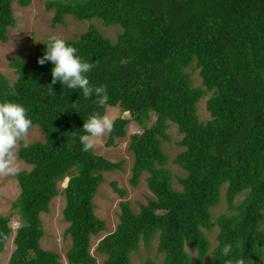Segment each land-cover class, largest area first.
<instances>
[{
	"label": "trees",
	"instance_id": "obj_1",
	"mask_svg": "<svg viewBox=\"0 0 264 264\" xmlns=\"http://www.w3.org/2000/svg\"><path fill=\"white\" fill-rule=\"evenodd\" d=\"M30 1L18 4L27 7ZM12 2L0 0V43L15 24ZM46 5L54 10L53 26L71 16L120 28L112 41L91 24L67 43L85 61L99 62L87 74L90 83L106 86L109 107L129 113L142 130L129 137V183L137 187L146 174L152 198L137 213L128 201L119 203L114 232L95 250L105 257L101 264H132L140 243L148 246L152 240L163 256L160 264H227L239 258L263 263L264 0H56ZM43 42L32 57L9 63L14 81L0 74V102L23 105L44 136L43 142L18 149L19 160L31 169L15 175L19 195L13 208L22 225L7 264H61L57 253L40 245V215L59 195L65 198L64 236L71 241L68 264H97L91 239L105 232L106 224L95 215L94 197L103 174L121 170L123 161L82 150L78 137L84 119L103 110L94 96L85 99L79 90L52 84L54 65L38 63L46 50ZM189 68L199 70L198 87L192 86ZM205 96L209 119L202 122L197 104ZM113 122L107 147L126 136L129 119ZM170 125L177 128L183 149L171 161L162 149ZM169 162L184 173L177 178L180 190L173 186ZM66 178L60 191L58 184ZM110 186L120 198L127 195L115 182ZM222 190L229 214L214 219L211 210ZM9 223L0 215V261L12 233ZM214 228L212 248L205 231ZM225 244L232 245L228 257L221 253ZM142 264L157 263L146 259Z\"/></svg>",
	"mask_w": 264,
	"mask_h": 264
},
{
	"label": "rangeland",
	"instance_id": "obj_2",
	"mask_svg": "<svg viewBox=\"0 0 264 264\" xmlns=\"http://www.w3.org/2000/svg\"><path fill=\"white\" fill-rule=\"evenodd\" d=\"M53 1L56 0H31L27 7H21L18 4V0H13L12 9L15 24L8 29L7 41L5 43H0V74L6 76L9 80L14 81L16 78L13 70L9 68V63L15 58L27 59L32 57L36 45L47 40L50 35H59L66 41L72 40L86 32L91 24L95 25L103 36L112 41H114L117 34L120 33V28L117 26L104 27L98 20H92L91 22L77 21L71 16L65 17L63 25L57 24L53 26L52 20L54 17V10H47L46 5L47 2ZM35 40L41 42H36ZM186 72L191 76L192 86L198 87L201 83L199 70L189 68ZM208 97L209 96L203 97L197 104V115L202 122L209 119V114L206 112L205 108ZM108 112L113 121L121 117L129 119V123L126 127V136L122 139H118L115 147L106 146L108 136V134H106L98 141L93 149L96 155L111 162L116 163L123 161L121 170L103 174L104 181L94 197L95 215L106 224V231L91 239L90 253L96 259L97 264H101L105 257L95 251L96 247L106 235L114 232L119 222V203L128 201L131 209L137 213L139 211V206L146 205L147 199L152 198V194L149 192L146 185V174L140 178V183L137 187L134 188L129 183L133 161L132 154L127 150L129 137L133 134L141 133V128L131 119L129 113H122L118 107H108ZM167 134L169 135V140L163 141L162 149L171 161L178 153L182 152L183 149L177 145L181 136L178 134L177 128L174 125H170ZM28 139L29 143L43 142L44 136L37 126H33L30 130ZM19 166L20 171H29L31 169L29 165L20 160ZM167 167L172 173L174 188L180 190L177 178L183 177V171L171 162L168 163ZM112 182H115L119 188L126 191L127 195L125 198H120L113 191L110 186ZM67 183V178L60 182L58 184L59 190H63L67 186ZM223 192L224 190H222L218 206L211 210L214 219L220 215L229 214L224 201ZM18 195L19 187L15 176H0V215L9 218V225L12 229L0 264L8 263L9 257L14 249L13 239L16 229L22 225L17 209L13 208V204L17 200ZM241 199L242 197H238L236 201H240ZM64 206L65 198L59 195L51 201L49 212L41 213L40 218L44 234L40 241V245L46 251L57 253L60 256L61 264H68L66 252L70 248L71 241L69 237L64 236L65 230L68 227V224L63 221ZM217 231V228L209 232L205 231L212 248L216 245L215 239ZM187 251L189 252V250ZM146 259H151L157 264L161 263L163 256L157 253V240H152L148 246L141 242L139 250L131 255L132 264H142ZM261 264H264V262Z\"/></svg>",
	"mask_w": 264,
	"mask_h": 264
},
{
	"label": "clouds",
	"instance_id": "obj_3",
	"mask_svg": "<svg viewBox=\"0 0 264 264\" xmlns=\"http://www.w3.org/2000/svg\"><path fill=\"white\" fill-rule=\"evenodd\" d=\"M43 43L46 45V50L38 59V63L44 65L49 61L54 65L51 69L52 84L59 82L68 89L79 90L85 99L94 96V102L103 110L93 112L84 119L83 134L78 137L82 150L91 151L102 137L111 133L114 127L113 119L108 112L109 96L106 86L91 84L87 75L99 62L92 64L85 61L77 55V49L59 35H50ZM121 63L126 64L127 60L124 59ZM12 95L15 93L13 92ZM32 127L33 121L23 105L12 100L0 102V176L19 174L18 149L21 145L24 148L30 146L28 137ZM231 252V244H225L221 250L225 257L230 256ZM227 264H245V260L229 259Z\"/></svg>",
	"mask_w": 264,
	"mask_h": 264
}]
</instances>
